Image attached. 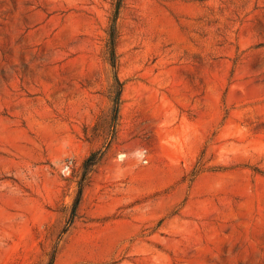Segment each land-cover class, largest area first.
<instances>
[{
	"label": "rangeland",
	"instance_id": "374dc122",
	"mask_svg": "<svg viewBox=\"0 0 264 264\" xmlns=\"http://www.w3.org/2000/svg\"><path fill=\"white\" fill-rule=\"evenodd\" d=\"M113 3L0 0V264H264V0H123L115 120Z\"/></svg>",
	"mask_w": 264,
	"mask_h": 264
},
{
	"label": "trees",
	"instance_id": "16d2710c",
	"mask_svg": "<svg viewBox=\"0 0 264 264\" xmlns=\"http://www.w3.org/2000/svg\"><path fill=\"white\" fill-rule=\"evenodd\" d=\"M123 0H114L113 3V15L110 21V27L108 30V50H109V63L112 70V76L115 86L117 87V93L114 98V106L112 109L113 119L115 120L118 112L119 96L121 91V82L119 81L116 70H117V58L115 54V44L117 39V27L116 22L119 14V10L122 6ZM101 153H92L83 163L84 173L90 171L100 160Z\"/></svg>",
	"mask_w": 264,
	"mask_h": 264
}]
</instances>
